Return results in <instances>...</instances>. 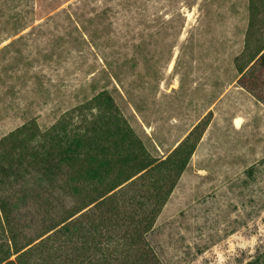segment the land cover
<instances>
[{"label": "rangeland", "instance_id": "obj_1", "mask_svg": "<svg viewBox=\"0 0 264 264\" xmlns=\"http://www.w3.org/2000/svg\"><path fill=\"white\" fill-rule=\"evenodd\" d=\"M247 6L0 0V138L28 121L45 131L69 113L120 116L162 157L210 116L148 242L163 264H264V106L234 67ZM29 200L15 213L32 236L41 223Z\"/></svg>", "mask_w": 264, "mask_h": 264}, {"label": "trees", "instance_id": "obj_2", "mask_svg": "<svg viewBox=\"0 0 264 264\" xmlns=\"http://www.w3.org/2000/svg\"><path fill=\"white\" fill-rule=\"evenodd\" d=\"M247 12L235 82L264 106V0H248ZM73 116L45 131L28 121L0 138V264H163L147 235L210 116L162 157L120 116ZM23 199L41 223L32 236L15 213Z\"/></svg>", "mask_w": 264, "mask_h": 264}, {"label": "bare ground", "instance_id": "obj_3", "mask_svg": "<svg viewBox=\"0 0 264 264\" xmlns=\"http://www.w3.org/2000/svg\"><path fill=\"white\" fill-rule=\"evenodd\" d=\"M234 122L236 123V125H238V124H239L238 118H235V119H234ZM235 123H234V124H235Z\"/></svg>", "mask_w": 264, "mask_h": 264}]
</instances>
